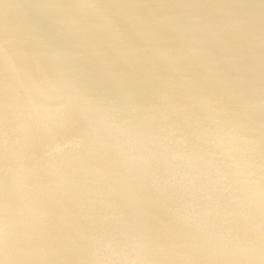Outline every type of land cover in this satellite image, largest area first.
Instances as JSON below:
<instances>
[{
    "label": "water",
    "instance_id": "obj_1",
    "mask_svg": "<svg viewBox=\"0 0 264 264\" xmlns=\"http://www.w3.org/2000/svg\"><path fill=\"white\" fill-rule=\"evenodd\" d=\"M0 264H264V0H0Z\"/></svg>",
    "mask_w": 264,
    "mask_h": 264
}]
</instances>
